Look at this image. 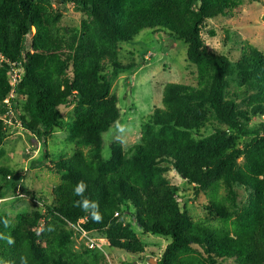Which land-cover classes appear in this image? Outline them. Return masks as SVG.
Listing matches in <instances>:
<instances>
[{
  "label": "trees",
  "instance_id": "obj_1",
  "mask_svg": "<svg viewBox=\"0 0 264 264\" xmlns=\"http://www.w3.org/2000/svg\"><path fill=\"white\" fill-rule=\"evenodd\" d=\"M53 1L75 5L86 16L81 29L62 26L64 13ZM240 1L0 0V55L8 60L0 66V148L6 137L3 99L12 90L9 62L21 63L25 71L16 86L17 95L28 96L25 110L30 115L21 118L22 126L46 149L49 133L64 123L60 109L75 105L71 130L77 145L73 156L56 164L64 175L46 211L25 213L14 221L0 216V264H103L99 251L73 248L79 234L67 229L65 220H86V232L105 233L114 249L144 252L131 225L120 222L121 200L138 209L135 224L142 231L171 238L158 264H222L230 259L264 264V123L263 135L257 130L242 148L228 133L248 135L252 116H264V52L237 34L239 56L233 58L210 50L202 34L208 19L230 13ZM144 30L187 45L197 86L168 83L162 107L148 120V127L157 131L134 145L127 158L115 147L112 159L106 160L102 136L121 116L112 83L140 67L123 64L119 46L135 41ZM69 70L72 81L64 84ZM233 80L242 86L237 97L228 93ZM207 127L214 131L200 137ZM241 157H246L248 172L238 164ZM172 169L197 184V191L209 193L206 209L223 224L195 222L186 207L180 208L174 199L178 188L165 177ZM17 178L0 167V196L3 189L16 188ZM221 186L232 195L235 186L251 187L259 199L250 211L232 217L227 197L219 194Z\"/></svg>",
  "mask_w": 264,
  "mask_h": 264
},
{
  "label": "rangeland",
  "instance_id": "obj_2",
  "mask_svg": "<svg viewBox=\"0 0 264 264\" xmlns=\"http://www.w3.org/2000/svg\"><path fill=\"white\" fill-rule=\"evenodd\" d=\"M240 2V5L230 13L206 21L202 34L210 50L237 58L239 45L234 43V38L238 34L243 41H248L264 52V0H241ZM53 5L64 13L62 26L81 29L82 21L86 16L75 5L56 1H53ZM210 31H215L216 35L210 37ZM34 33L33 28L28 41ZM230 33L233 35L228 39ZM119 47V57L123 64L140 63V67L132 72L120 74L112 83L111 93L117 99L121 116L120 120L102 136V158L106 160L112 159V148L115 147L121 149L125 156L127 154L129 156L134 145L140 143L147 134L157 131L155 127L153 129L148 127V120L155 108L162 107L163 91L168 83L197 86L196 68L188 61L187 45L183 41L171 39L164 33L144 30L135 41L120 44ZM143 59L145 62L142 65ZM72 76V70H69L62 78L63 83H70ZM240 90L242 86L233 80L228 91L229 96L237 97L235 95ZM17 98L19 104L13 115L2 117L6 137L0 148L2 153L0 167H7L18 177L16 188L3 189L5 195L2 193L0 196V216H8L12 221L25 213L47 210L46 207L54 201L53 190L62 182V175H64L57 169L56 164L61 159L70 158L77 150L76 136L72 134V124L76 117L75 105L60 109L64 123L49 133L46 150L39 137L21 126V118L28 113L25 110L28 96L18 94ZM238 103L243 108L247 107L242 99H239ZM262 123H264V116H252L248 124V135L238 131H228V133L238 147L242 148L258 135L257 130L260 136L263 135L260 126ZM213 131L212 127H207L200 132L199 136H209ZM195 137L198 138L197 135ZM82 149L84 153L89 152V148ZM260 150V154L264 156L263 146ZM245 163L246 157L238 160L239 166L248 172V166ZM165 177L169 184L178 188L174 199L182 210L187 208L193 221L215 226L223 224L206 209L210 200L209 193L197 191V184H192L174 169L165 174ZM259 177L262 179L263 175ZM233 190L234 195L224 186H221L219 191L221 196L227 197L226 206L230 208L232 217L236 213H247L259 199L258 194L251 187L235 186ZM120 205L124 210L119 216L120 222L123 225H131L139 243L137 244L143 246L144 252L133 255L114 249L105 233L86 232L83 228L86 220H80L77 224L65 220L62 222L66 223L65 227L75 231L76 235L79 234L76 239L74 238L73 248L77 251L84 249L99 251L104 255L103 264H148L149 258H153L154 261L160 260L171 238L142 231L135 224L138 209L133 207L130 200H121ZM91 239L95 240V248L88 246ZM222 264H237V262L230 259L223 261Z\"/></svg>",
  "mask_w": 264,
  "mask_h": 264
},
{
  "label": "built area",
  "instance_id": "obj_3",
  "mask_svg": "<svg viewBox=\"0 0 264 264\" xmlns=\"http://www.w3.org/2000/svg\"><path fill=\"white\" fill-rule=\"evenodd\" d=\"M4 61H8L4 55H0V66ZM10 63V70H9V78H10V85L12 86L11 92L3 99V107L5 108V112L2 113L1 117L13 115L15 112L16 106L19 104V99L17 98L16 93V86L19 84L22 76L24 75V67L21 63L17 62H9ZM22 126V124H21ZM8 179L10 177L8 176ZM95 240L91 239L89 242L90 248H95Z\"/></svg>",
  "mask_w": 264,
  "mask_h": 264
},
{
  "label": "water",
  "instance_id": "obj_4",
  "mask_svg": "<svg viewBox=\"0 0 264 264\" xmlns=\"http://www.w3.org/2000/svg\"><path fill=\"white\" fill-rule=\"evenodd\" d=\"M148 264H158V261H154L153 258H149V263Z\"/></svg>",
  "mask_w": 264,
  "mask_h": 264
}]
</instances>
